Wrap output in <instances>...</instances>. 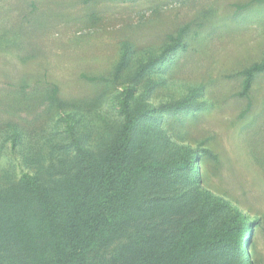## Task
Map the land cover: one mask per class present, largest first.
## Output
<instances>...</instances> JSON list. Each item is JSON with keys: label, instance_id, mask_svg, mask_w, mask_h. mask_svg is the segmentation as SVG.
<instances>
[{"label": "rangeland", "instance_id": "374dc122", "mask_svg": "<svg viewBox=\"0 0 264 264\" xmlns=\"http://www.w3.org/2000/svg\"><path fill=\"white\" fill-rule=\"evenodd\" d=\"M184 28L186 49L170 52ZM263 58L264 0H0L2 220L33 213L25 173L61 202L79 168L74 142L107 148L132 88L130 110L144 113L134 162L195 156L191 172L140 189L144 223L169 228L224 199L251 223L246 253L264 264V73L247 92L241 74Z\"/></svg>", "mask_w": 264, "mask_h": 264}, {"label": "trees", "instance_id": "16d2710c", "mask_svg": "<svg viewBox=\"0 0 264 264\" xmlns=\"http://www.w3.org/2000/svg\"><path fill=\"white\" fill-rule=\"evenodd\" d=\"M187 32L184 28L174 37L170 52L181 45L186 49ZM263 73L264 58L241 73L247 77L245 92L253 77ZM134 94L132 88L121 93L124 123L100 154L74 142L79 168L65 178L61 202L36 177L22 175L19 186L33 199L34 210L15 220H2L0 213V264H253L245 248L251 223L224 199L169 228L144 223L147 200L136 205L140 189L191 172L195 156L162 164L134 162L133 134L144 117L130 110ZM181 106L163 109L177 111Z\"/></svg>", "mask_w": 264, "mask_h": 264}]
</instances>
